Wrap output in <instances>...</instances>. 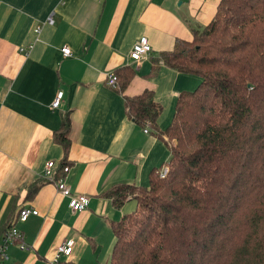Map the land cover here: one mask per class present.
I'll return each mask as SVG.
<instances>
[{"label": "crops", "instance_id": "crops-1", "mask_svg": "<svg viewBox=\"0 0 264 264\" xmlns=\"http://www.w3.org/2000/svg\"><path fill=\"white\" fill-rule=\"evenodd\" d=\"M219 1L1 0L0 240L15 225L26 250L8 245V260L0 264H55L57 247L67 242L71 253L58 260L109 264L115 242L110 224L134 211L136 201L116 209L103 195L118 184L147 187L150 173L171 157L164 137L150 128L145 133L126 117L122 96L150 92L161 107L156 127L165 131L179 94L194 91L201 81L155 60L176 42L192 40L193 30L210 23ZM140 38L150 55L133 63L129 51ZM64 47L72 57L61 54ZM126 66L135 73L121 95L105 79ZM59 91L62 102L52 111ZM65 114L71 146L63 178L75 194L89 198L80 213H72L43 176L46 163L57 168L64 160L52 136ZM33 185L37 191L29 196ZM22 208L37 215L16 223Z\"/></svg>", "mask_w": 264, "mask_h": 264}, {"label": "trees", "instance_id": "trees-1", "mask_svg": "<svg viewBox=\"0 0 264 264\" xmlns=\"http://www.w3.org/2000/svg\"><path fill=\"white\" fill-rule=\"evenodd\" d=\"M191 37L155 60L201 81L179 94L165 131L150 92L122 96L126 117L164 137L171 157L164 178L152 171L147 187L118 184L103 195L116 209L136 201L110 224L109 264H264V0H220ZM134 73L119 68L111 88L123 95ZM69 127L62 115L52 136L64 156L54 180L69 166Z\"/></svg>", "mask_w": 264, "mask_h": 264}, {"label": "built area", "instance_id": "built-area-1", "mask_svg": "<svg viewBox=\"0 0 264 264\" xmlns=\"http://www.w3.org/2000/svg\"><path fill=\"white\" fill-rule=\"evenodd\" d=\"M1 2V0H0ZM51 22V19L48 20V24ZM39 32V28H36L35 33ZM31 47H28L30 49ZM22 51H24L22 49ZM21 51V52H22ZM61 54L66 57H72L71 51L68 47H64L60 50ZM129 59L133 63H138L140 60H143L147 58L150 55V47L145 38H140L138 41H136L133 45L131 50L129 51ZM116 76L114 73H111L108 75L105 79V84L107 87H115L116 85ZM63 92L59 91L56 93L53 103L50 106V110L58 109L60 107V104L62 102ZM149 131L148 125H145L144 132L147 133ZM56 168V163L54 162H48L46 163L44 169H43V176L45 179L50 181L55 189H57L58 193L65 198L68 201V207L72 213H80L84 211L88 205H89V198L85 195L81 194H75L71 188H68L65 184V180L63 177L53 179L54 178V170ZM63 174H66L68 172V168H63L62 170ZM168 174L167 166L164 165L159 169V176L160 178H164ZM37 212L30 208H22L18 211L16 215V223H25L27 222V218L29 216H36ZM1 240H0V260L1 261H7L8 257L6 255V247L8 245L17 244L18 248L25 251L26 246L23 242L22 234L18 231L15 225H12L8 228H6L2 234H1ZM57 252L55 255V262L60 258V256L68 257L72 250V243H62L57 247Z\"/></svg>", "mask_w": 264, "mask_h": 264}, {"label": "rangeland", "instance_id": "rangeland-1", "mask_svg": "<svg viewBox=\"0 0 264 264\" xmlns=\"http://www.w3.org/2000/svg\"><path fill=\"white\" fill-rule=\"evenodd\" d=\"M170 144H171V143H170ZM172 144H174V142H173ZM172 144H171V145H172Z\"/></svg>", "mask_w": 264, "mask_h": 264}]
</instances>
